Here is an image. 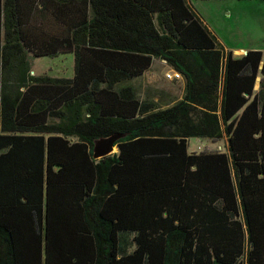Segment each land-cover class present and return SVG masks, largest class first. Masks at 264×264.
<instances>
[{
    "label": "trees",
    "instance_id": "1",
    "mask_svg": "<svg viewBox=\"0 0 264 264\" xmlns=\"http://www.w3.org/2000/svg\"><path fill=\"white\" fill-rule=\"evenodd\" d=\"M21 49L72 52V78L2 79L28 69ZM153 58L184 79L163 108L125 84ZM260 58L225 51L186 0H0V264H264Z\"/></svg>",
    "mask_w": 264,
    "mask_h": 264
},
{
    "label": "rangeland",
    "instance_id": "2",
    "mask_svg": "<svg viewBox=\"0 0 264 264\" xmlns=\"http://www.w3.org/2000/svg\"><path fill=\"white\" fill-rule=\"evenodd\" d=\"M197 14L204 20L210 31L216 36L226 50H258L264 54V0H187ZM238 55V52H232ZM35 72H43L49 76H70L72 74V54H58L53 57H36L32 60ZM174 70L165 62L153 59L151 66L136 79L138 88L148 86L149 95L158 91L178 93L181 81L173 79ZM166 74H169L167 76ZM177 80V81H174ZM238 111L236 115L239 113ZM203 139L191 138L188 149ZM223 144V141L216 142ZM205 151L223 150L214 145Z\"/></svg>",
    "mask_w": 264,
    "mask_h": 264
},
{
    "label": "crops",
    "instance_id": "3",
    "mask_svg": "<svg viewBox=\"0 0 264 264\" xmlns=\"http://www.w3.org/2000/svg\"><path fill=\"white\" fill-rule=\"evenodd\" d=\"M186 3L189 6H191V4L187 0H186ZM198 17L200 18V20L202 21V23L206 26V28L210 31V29L208 28V26L204 22V20L199 15H198ZM224 50L225 51H230V53H231V55L233 57H240L242 55H245L246 52L249 51V50H243V49H238V50L235 49L233 51L226 50V49H224ZM250 50H253V49H250ZM21 51L22 52H26L25 53L26 54L25 57H26V59L28 58L27 59V61H28V69L26 68L27 65L21 64L20 65L21 66L20 68L22 70L20 71V68H19V71L17 72V69L14 68L15 66H17V64L16 65H13L14 61H7V65L4 64V67L3 66L1 67V68H4L2 70V72H1L2 79H29V77H32L33 78V77H36V76H40V77H51V78H72V76H73V53L72 52H66V53H71L72 54V74L70 76H49V75H47L46 73H43V72H35L33 70V68H32L33 67L32 66V62H33L32 60H33V58H36V57L30 56L29 53H27V51H25V49H21ZM235 51L238 52V55H234L232 53V52H235ZM256 51H258V50H256ZM61 54H65V53H61ZM57 55H55V56H57ZM263 56H264V54H261L260 61L258 62V65H257V71L255 73L254 83H253V87H252L254 91H256L258 89V86H259L260 81H263L264 82V73L261 70ZM37 57H43V56H37ZM47 57H49V56H47ZM51 57H53V56H51ZM153 59H156V58H153ZM153 59H152V61H153ZM158 60H160V59H158ZM152 61H151V63H152ZM160 61H163V60H160ZM151 63L147 67V69L151 66ZM147 69H145L140 75H138V76H136V77H134L132 79H129V80H127L125 82L126 85L130 86L134 90V94H135L136 98L139 101L146 100V102H148L149 100H151V101L154 102V104H155L154 106L156 108L157 107L163 108V107H166V106L171 105L173 102H175L176 100H178V99H180L182 97V95H183V87H184V79L182 77H180V79H179L181 81V83H180V87H179V92L178 93L172 94L169 91H167V92L166 91L165 92L164 91H158L155 96L154 95L151 96L147 92L148 86H143L141 88H138V86H137L138 83H139L138 80H143V79H136V78H138L139 76L143 75L144 72ZM174 81H177V80H174ZM133 82H135L137 85H135ZM21 89L22 88H20V90ZM191 138H195L196 140L203 139V143H200V144L197 143L195 146H193L192 148H189L188 149V145H189V142H190V139ZM219 141H223V144L224 145L221 146V144H217L216 143V142H219ZM186 143H187V152L188 153H191V152H195V153H197V152H214L216 150H211L214 145H217L218 147H221V149H223V150H220V152H223V151L226 150V139H225L224 136L221 137V138H219V139L201 138V137H188L186 139ZM113 147H114V149H113L112 152H116V150H117L116 145H114ZM208 148H211V149H209L211 151H205Z\"/></svg>",
    "mask_w": 264,
    "mask_h": 264
},
{
    "label": "water",
    "instance_id": "4",
    "mask_svg": "<svg viewBox=\"0 0 264 264\" xmlns=\"http://www.w3.org/2000/svg\"><path fill=\"white\" fill-rule=\"evenodd\" d=\"M120 134L113 133L106 137H99L93 140L91 156L93 158H100L102 156L110 154L114 149V142L117 138H119Z\"/></svg>",
    "mask_w": 264,
    "mask_h": 264
},
{
    "label": "built area",
    "instance_id": "5",
    "mask_svg": "<svg viewBox=\"0 0 264 264\" xmlns=\"http://www.w3.org/2000/svg\"><path fill=\"white\" fill-rule=\"evenodd\" d=\"M172 74H173V79H178V78H180V74L178 73V72H176V71H173L172 72ZM167 76H169V74H166Z\"/></svg>",
    "mask_w": 264,
    "mask_h": 264
}]
</instances>
